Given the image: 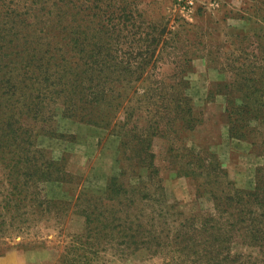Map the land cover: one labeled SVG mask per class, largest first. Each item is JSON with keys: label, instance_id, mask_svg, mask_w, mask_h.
<instances>
[{"label": "trees", "instance_id": "trees-1", "mask_svg": "<svg viewBox=\"0 0 264 264\" xmlns=\"http://www.w3.org/2000/svg\"><path fill=\"white\" fill-rule=\"evenodd\" d=\"M134 11V0H0V216L12 225L30 212L60 224L70 212L84 223L75 244L93 254L144 250L179 264H264L262 34L253 32L250 52L245 34L235 36L238 48L227 44L226 77L207 95L223 96L228 137L263 160L252 188L241 189L214 152L194 145L202 119L188 95L190 54L168 61L167 75L157 66L183 40L203 49L204 31L183 23L167 29L159 15L136 22ZM189 30L197 41L181 40ZM65 120L118 138L117 164L100 193L55 194L83 178L82 169H67L70 152L43 146L80 137L61 127ZM155 138L168 142L165 161L191 182L193 201L205 198L211 210L185 213L166 201Z\"/></svg>", "mask_w": 264, "mask_h": 264}, {"label": "rangeland", "instance_id": "rangeland-1", "mask_svg": "<svg viewBox=\"0 0 264 264\" xmlns=\"http://www.w3.org/2000/svg\"><path fill=\"white\" fill-rule=\"evenodd\" d=\"M186 1L134 0L133 18L136 22L153 21L159 15L168 20L167 29L173 30L183 23L187 28L195 26V29L204 31L203 49L200 46L183 47L184 38L197 41L195 33L189 30L181 35L183 41L176 45L175 51L173 48H166L163 56L167 57L157 62V66L162 65V71L167 75L171 67L169 63L181 60L183 51L190 54L192 71L187 75L188 95L194 110L200 112L202 119L193 132L194 145L214 152L228 179L237 188L251 189L255 169L262 165L263 160L253 154L244 142L228 137L223 96L215 95L209 101L207 95L209 90L215 89L217 82H222L226 77L221 62L228 52L227 44L230 43L231 48L239 47L238 39L235 38L237 34L247 36V52L252 49L251 41L257 39L252 35L253 32L262 34L257 42L263 50L264 0H191V4ZM61 127L80 137L72 142L51 138L44 140L43 146L50 150L70 152L67 169L71 173L82 169L83 178L77 186H57L56 196L72 199L78 189L93 195L102 192L105 179L114 172L117 164L115 151L118 138L108 135L106 130L73 124L68 120L62 121ZM179 142L175 141V144ZM167 146L168 142L164 139L153 140L152 151L156 156L155 163L160 168L166 201L177 203L185 213L194 208L211 210L212 204L207 199L193 201L191 182L176 176L172 166L167 164L164 155ZM152 187L149 185V188ZM144 210L147 212L148 208L145 207ZM21 216L23 215L16 218L13 216L12 225H8L3 215L0 216V264H74L81 261L83 262L80 264L88 261L93 264H179L175 257L150 255L144 250L129 256L109 249L98 254L90 253L75 244V236L83 232L84 223L81 217L70 212L60 224L53 219L39 220L37 215L30 212H24L25 218L18 219ZM242 251L254 252L245 246Z\"/></svg>", "mask_w": 264, "mask_h": 264}, {"label": "built area", "instance_id": "built-area-1", "mask_svg": "<svg viewBox=\"0 0 264 264\" xmlns=\"http://www.w3.org/2000/svg\"><path fill=\"white\" fill-rule=\"evenodd\" d=\"M186 3L187 4H191L192 2H191V0H187Z\"/></svg>", "mask_w": 264, "mask_h": 264}]
</instances>
